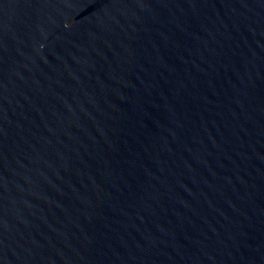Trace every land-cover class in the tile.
I'll list each match as a JSON object with an SVG mask.
<instances>
[{
	"label": "water",
	"instance_id": "1",
	"mask_svg": "<svg viewBox=\"0 0 264 264\" xmlns=\"http://www.w3.org/2000/svg\"><path fill=\"white\" fill-rule=\"evenodd\" d=\"M0 264H264V0H0Z\"/></svg>",
	"mask_w": 264,
	"mask_h": 264
}]
</instances>
